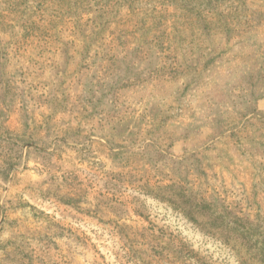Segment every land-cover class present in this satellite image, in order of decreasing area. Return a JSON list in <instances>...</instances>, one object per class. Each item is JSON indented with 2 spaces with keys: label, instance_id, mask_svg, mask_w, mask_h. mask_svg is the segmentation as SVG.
<instances>
[{
  "label": "rangeland",
  "instance_id": "1",
  "mask_svg": "<svg viewBox=\"0 0 264 264\" xmlns=\"http://www.w3.org/2000/svg\"><path fill=\"white\" fill-rule=\"evenodd\" d=\"M150 1L0 0V264H264V0Z\"/></svg>",
  "mask_w": 264,
  "mask_h": 264
},
{
  "label": "trees",
  "instance_id": "2",
  "mask_svg": "<svg viewBox=\"0 0 264 264\" xmlns=\"http://www.w3.org/2000/svg\"><path fill=\"white\" fill-rule=\"evenodd\" d=\"M152 1H153V0H152ZM152 1H150V2H152ZM157 2H158V1H154V3H150V6H151V9H152V10L156 9V7L160 5V4L157 3ZM214 2H215V1H214ZM74 4H76V3H74ZM241 237H242V235H241ZM241 237H240V238H241ZM247 243H248V242H247ZM248 244H249V243H248ZM249 245H250V244H249ZM249 247H251V250H252L253 248H255L254 245H252V244H251ZM253 250H255V249H253ZM256 251L259 252V250H256ZM256 257H257V255L254 256L253 259H256ZM199 260H200V259H199ZM199 260H198V262H200L199 264H203V263H202L201 261H199Z\"/></svg>",
  "mask_w": 264,
  "mask_h": 264
}]
</instances>
